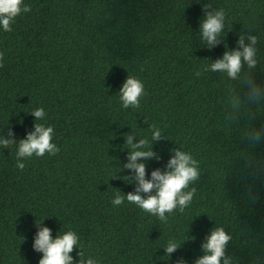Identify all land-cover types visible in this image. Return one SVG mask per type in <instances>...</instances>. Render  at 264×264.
<instances>
[{
  "label": "trees",
  "instance_id": "1",
  "mask_svg": "<svg viewBox=\"0 0 264 264\" xmlns=\"http://www.w3.org/2000/svg\"><path fill=\"white\" fill-rule=\"evenodd\" d=\"M24 3L30 10L0 32V127L22 139L33 123L50 124L59 151L18 170L14 150L0 149V264H37L31 243L41 220L53 236L75 231L101 264H172L178 256L191 264L215 226L231 237L225 251L233 264H264V140L249 139L250 129L264 126V100L248 103L240 82L204 70L254 28L251 75L264 82V0ZM205 3L226 14L223 40L211 50L198 38ZM127 75L144 84L138 108L123 109L116 97ZM35 107L44 109L43 121L28 113ZM145 122L163 135L145 178L163 171L170 148L199 161L192 203L166 222L126 201L110 203L116 190L134 188L111 177L126 162L122 135L148 137ZM170 236L184 239L167 259L161 246Z\"/></svg>",
  "mask_w": 264,
  "mask_h": 264
},
{
  "label": "clouds",
  "instance_id": "2",
  "mask_svg": "<svg viewBox=\"0 0 264 264\" xmlns=\"http://www.w3.org/2000/svg\"><path fill=\"white\" fill-rule=\"evenodd\" d=\"M199 2V0H197ZM29 6L24 0H0V32H10L15 18L22 12L27 13ZM202 18L198 19V38L208 50L220 44L226 27V14L223 8H213L211 3L202 6ZM254 28L238 35L235 47L227 48L222 55L208 63L205 71L218 72L228 81L240 82L243 98L251 104L264 100V82H257L252 74L258 64L259 34H253ZM242 69L244 72H242ZM247 73V74H245ZM199 77L200 71L194 73ZM145 94L143 82L132 75H127L120 85L116 97L123 109L138 108L140 98ZM34 121H43L45 111L35 107L28 112ZM146 123V122H145ZM147 124L148 137L138 136L130 131L122 135L123 148L127 150L126 162L118 168L111 179H120L125 184L134 185L132 191L121 194L116 190L111 198L113 207L120 206L125 201L136 208L166 222L172 212H183L192 203L195 187H190L200 174L199 161L193 155L179 147L170 148L169 158L163 171L155 168L145 178V162L159 160V155L152 150V145L163 135L155 124ZM54 129L45 123H33L22 139H15L12 129L0 127V149L14 150L16 168L23 170L25 161L35 157L55 155L59 148L52 142ZM249 139L255 142L264 140V126L249 130ZM135 140V142H133ZM127 170L130 175L117 176V173ZM42 220L35 222L36 231L32 237L31 249L40 253L37 264H101L96 256L86 253L78 234L71 230H60L52 235V230L42 226ZM170 236L161 246L164 256L170 259L181 246V241ZM231 239L223 226L211 228L200 244L201 255L192 260L191 264H233V259L226 254V246ZM76 249V259L70 253ZM172 264H188L183 256H178Z\"/></svg>",
  "mask_w": 264,
  "mask_h": 264
}]
</instances>
